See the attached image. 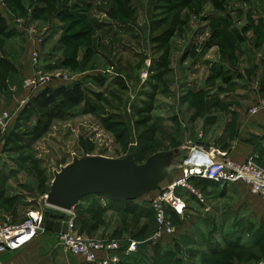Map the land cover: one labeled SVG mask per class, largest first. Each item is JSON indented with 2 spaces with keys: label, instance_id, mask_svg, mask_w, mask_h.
Here are the masks:
<instances>
[{
  "label": "rangeland",
  "instance_id": "rangeland-1",
  "mask_svg": "<svg viewBox=\"0 0 264 264\" xmlns=\"http://www.w3.org/2000/svg\"><path fill=\"white\" fill-rule=\"evenodd\" d=\"M221 1L0 0V12L10 27L9 33L0 35V91L6 95L5 101L10 102L11 96L16 95L17 108L20 106L21 110L38 91L28 90L24 82L39 70L50 77L61 73L81 81L86 102H91L88 110H84L86 102L66 105L63 112H55L64 113V117L56 118H42L33 111L19 115L20 110L4 109L13 114L10 127L14 131L9 140L0 142V222H22L33 210L74 221L78 217L84 222L75 223V234L116 241L121 247L117 256L127 264H259L264 260V228L257 238H252L254 245L234 243L225 253L214 254L208 250L209 240L188 236L186 222H174L168 215L170 230L161 229L151 216L109 211L96 215L80 208L65 213L47 207L45 200L55 173L74 158L122 159L134 154L141 164L154 152L177 154L174 149L182 148L189 134L194 133L192 138L196 140L201 137L196 123L210 112L194 111L191 104L203 96L187 95L184 89L222 84L223 77H214L212 71L223 62L220 49L207 46L213 28L229 22L228 30L238 28L244 36L239 48L242 54L237 52L241 60L227 64L242 70L244 89L258 92L262 84L264 88V72L255 75L250 54L264 49V37L255 45L258 34L264 35V0H230L224 3L227 8L219 7ZM229 14L232 17L226 19ZM258 18L263 22L258 23ZM20 19L35 27L36 33L45 31L43 44L37 47V67L32 62L35 47L18 26ZM101 22L105 26H97ZM252 23L256 27L244 34V27ZM5 62L12 64L14 70L8 69ZM217 92L221 95L223 89ZM254 110L257 112L256 108L249 112L255 114ZM189 126L190 132H186ZM161 187L166 184L163 182ZM99 196L110 201L104 195H89L81 203L96 200V206H102L105 200ZM150 198L145 197L147 201ZM7 200L9 203H5ZM158 232L167 241L166 247L175 245L179 250L178 256L174 255L181 263H175L167 252L168 257L155 262L153 245L148 242ZM40 241L38 257L29 260L30 264H46V235ZM131 242L142 247L143 253L125 257L124 247ZM53 260L56 264H87L82 257H72L61 247L55 250Z\"/></svg>",
  "mask_w": 264,
  "mask_h": 264
},
{
  "label": "crops",
  "instance_id": "crops-1",
  "mask_svg": "<svg viewBox=\"0 0 264 264\" xmlns=\"http://www.w3.org/2000/svg\"><path fill=\"white\" fill-rule=\"evenodd\" d=\"M263 51L262 48L260 52L253 51L250 53L254 71H256L255 75L264 72ZM239 55H236L237 61L241 60ZM224 72L229 73L225 76L230 78L229 82L223 78L222 84L208 87L206 88L207 91L205 87L203 89L200 86H197L196 89L186 86L187 89H184L185 92H198L200 90L209 92L210 90L212 92L208 94L210 96L218 95L220 101L209 114H205L203 121L199 120L196 123V132H201L199 139L202 140V143L199 142V139L192 138L194 133L191 132L193 134L186 136V142L183 143L182 148H179L180 151L177 154L171 152L174 160L170 163V172L164 181L166 186L172 184L181 175L183 168L193 167L188 165L187 161L192 152L198 150L197 147H202L203 150L199 151L210 158H218V153H227L229 157L238 162L254 158L258 164L264 167V101H262L264 92L244 89L241 81L245 75L236 66L233 67L225 63ZM222 89L223 92L219 95L217 91ZM5 97L6 95L0 91V110L8 109L7 107L13 111L20 110V106L17 108L19 98L16 95L11 96L10 102L9 100L6 102ZM251 108H256L257 112L255 114L250 113ZM189 112L192 110L189 109ZM190 129V126L187 127L186 132H190ZM184 155L185 157H183ZM194 155L192 163L201 164L203 156L199 152ZM199 155L202 156V159L199 158ZM192 186L196 193L186 189L177 191V195L186 203V211L183 215L178 216V222H186L188 236L207 239L212 244L219 246H225L228 242L249 246L256 243L252 241V238H257L264 228V201L254 195L247 185L206 181L199 187H195L194 184ZM145 197H151L148 200L151 201L153 195H146L136 200V203L142 206L148 205ZM98 198L105 200L101 196ZM81 200L77 205L81 209L96 206V200H86L82 203ZM101 205L99 207L103 212L118 213L125 209V204L121 202L105 200ZM45 235L46 264H56L53 260V254L55 250H59L60 247L63 249V247L59 244V235L54 232H46L38 236L30 244L16 252L0 253V264H30L29 260H35L38 257L39 246L41 245L40 238ZM64 252L74 257L65 250Z\"/></svg>",
  "mask_w": 264,
  "mask_h": 264
},
{
  "label": "built area",
  "instance_id": "built-area-1",
  "mask_svg": "<svg viewBox=\"0 0 264 264\" xmlns=\"http://www.w3.org/2000/svg\"><path fill=\"white\" fill-rule=\"evenodd\" d=\"M18 26L26 32L27 38L33 42L35 49L32 53V62L34 67H37L40 60V52L37 47L43 44L45 31L36 33V28L31 27L22 19L18 20ZM47 32L48 30L46 29ZM72 81L75 80L61 73L50 77L37 70L33 76L25 80L24 85L28 90H40L54 82L70 83ZM253 112H256V110ZM12 121L13 114L10 111L1 109L0 142L10 128ZM197 148L198 150H203L202 147ZM217 155H219L218 158H211V162L203 164L196 173H194L192 168H183L181 175L172 184L156 190L150 203L157 222L162 226L161 229L170 230L172 227V224L167 222L168 210L179 216L184 214L185 203L177 195V191L186 189L196 193L190 183L192 178H200L221 184H244L250 188L254 195L264 201V169L257 165L254 158L238 162L229 157L227 153H218ZM46 199L47 195L45 196ZM46 206L49 207L47 204ZM45 221L44 210H33L29 211L20 223L0 222V253L21 250L38 236L48 232L45 229ZM62 221L68 223V230L65 234L58 233L59 243L66 252L82 257L88 264H117L122 262L120 256H117V252L120 251L121 247L116 241L84 238L75 234L76 225L73 219ZM152 241L165 240L161 232H158ZM137 249V243L131 242L126 249V256L135 253ZM102 256H111L113 258ZM259 264H264V260L260 261Z\"/></svg>",
  "mask_w": 264,
  "mask_h": 264
},
{
  "label": "trees",
  "instance_id": "trees-1",
  "mask_svg": "<svg viewBox=\"0 0 264 264\" xmlns=\"http://www.w3.org/2000/svg\"><path fill=\"white\" fill-rule=\"evenodd\" d=\"M221 2L222 3H220L221 5L219 7L227 8V5H225V4L227 2L230 3V0H222ZM236 13H238V12H236ZM72 14L81 15V17H83V14H77L76 12H72ZM230 17H232L231 14H229L226 17V19H229ZM82 20H85V19L82 18ZM77 21H79V20H77ZM257 21H258V23L263 22L262 18H260V19L258 18ZM259 25H262V24H259ZM97 26L103 27L105 25H103L101 22V23L97 24ZM229 26H230V22H229V24H225L224 27L221 26L219 28H213V30L211 32V38L207 44V46H209V47H211L213 45H216L219 47L220 56H221L223 62L216 65L217 67L215 66L212 69V71L215 73L214 77L219 79L222 76L226 82H229L230 78L225 77L228 75V72H224L225 63H227V62L233 63V61H236V55L238 54L237 52H240V54H242V51L239 48H240V44L244 40V38H243L244 36L237 30L238 28L234 27L230 31L228 29H230L231 26L230 27ZM254 27H256L254 23H252L251 26L244 27L243 33L244 34L248 33L249 31L254 29ZM9 32H10V27L7 24V21H6L5 17L3 16V14L0 12V35H5ZM222 37H223V39H221ZM262 37H264L263 34H258V44H255L256 46L261 43ZM4 65L8 69H10L11 71L14 70V67L9 62H5ZM214 77H212V78L214 79V81H216V79ZM97 80H99V79H97ZM262 80L264 82V79H262ZM2 82H3L2 78H0V85L3 84ZM100 82H101V84L103 83L102 81H100ZM260 89H261L260 92H264L263 84H262V87H260ZM206 94H207V92H205L203 90H200L198 92L189 91L187 93V95H191L193 97H196V96L202 97L203 96V98L198 100V102L191 104L194 111L199 112L201 109V111L205 114V113L211 112L213 107L215 105H218V103L220 101L218 96H215V95L210 96L209 94H207V95ZM209 100H211V101H209ZM85 102H86V91H85V88H84L81 81L76 80V81H72L70 83L54 82L51 85L46 86V87L38 90L37 94L32 96L31 99L25 104V106L19 111V115L24 114L26 111H28V112L33 111L34 113H37L42 118L46 117V115H50V117H54V118L64 117V113L56 114L55 113L56 110H57V112L58 111L63 112V108L66 105L79 106V105L84 104ZM86 103L84 105L85 106L84 110H88V108L90 107L89 105L91 104L90 101H88ZM175 120H176V117H175ZM45 129H46V126H45ZM13 131L14 130L11 126L7 130L6 134L3 136L1 141H3L5 138H6V140H9V138L13 135ZM180 147H178L177 149H174V151L176 152L178 150V152H179ZM155 153H157V152L152 153V155ZM136 161H137V159H136ZM137 162H139V161H137ZM206 181H209V180H203L200 178H192L190 180V182L192 184H194L195 187H199V185H203V183ZM160 187H161V184H160L159 188ZM155 192H153L151 194H153V196H154ZM150 202L151 201H148V205H146V206H142L140 204H137L136 200L135 201H124L121 203L125 204V209L123 210V212H125V213H132V214L139 216V217H150L151 216L154 219L155 214L151 208ZM5 203H9V201L7 200ZM79 208L80 207L77 206L75 209H79ZM80 210H83V209L80 208ZM84 210H88L89 213H93L96 215H100L101 213H103L102 209L98 206H92V207H89L88 209H84ZM45 215H46L45 216L46 220H48V219L65 220L66 219V216H62L59 214H53V216H51V215H48V213H45ZM167 215L170 216L174 220V222H176V221L178 222V220H179L178 216L179 215H177L176 213L172 212L171 210H168ZM78 221L84 222V220L77 217L75 220V223L77 224ZM136 238H137V236H136ZM166 242L167 241H158L155 243H153L152 241L148 242V243H151L153 245L155 262H157L158 260H162V258L168 257V255L166 254V252H167V253H171L170 256H171V258H173L175 260V263H178V262L181 263L180 260H178L177 258L175 259V255L178 256L179 250L176 249L175 245H170L171 248H173L175 246L174 250L173 249L171 250V248L166 247L165 246V245H167ZM209 243H211L210 240H209ZM232 244H234V243L228 242L225 246H219L218 244L215 245V244L211 243L210 245H208V250H209V252H212L214 254H223V253H225V250L227 248H230V245H232ZM124 248H127V246ZM142 251H143V248L139 247L138 250L134 254H137L139 256L140 254L143 253ZM134 254H129L125 257H132V255H134ZM122 263L125 264L126 262L122 261ZM164 264H166V262Z\"/></svg>",
  "mask_w": 264,
  "mask_h": 264
},
{
  "label": "water",
  "instance_id": "water-1",
  "mask_svg": "<svg viewBox=\"0 0 264 264\" xmlns=\"http://www.w3.org/2000/svg\"><path fill=\"white\" fill-rule=\"evenodd\" d=\"M172 153L157 152L138 164L134 154L122 159L102 156L74 158L55 173L46 204L54 209L72 212L79 201L89 195H104L113 202L135 201L155 192L170 172ZM48 232L67 233L68 223L45 221Z\"/></svg>",
  "mask_w": 264,
  "mask_h": 264
},
{
  "label": "bare ground",
  "instance_id": "bare-ground-1",
  "mask_svg": "<svg viewBox=\"0 0 264 264\" xmlns=\"http://www.w3.org/2000/svg\"><path fill=\"white\" fill-rule=\"evenodd\" d=\"M196 150H197V149H196ZM196 152H199V153L203 156V160H202V163H201V164H198V163L193 164V163H192L193 158H194V156H195L194 154H195ZM201 155H199V158H200V159H202V158H201V157H202ZM211 160H212V159H211L210 157L206 156L205 154H203L202 152H200L199 150H197V151H195V152L192 154V157H191V159H190V161H189L188 164H189L190 166H193L192 169L194 170V173H196V171L199 170L200 167H202L203 164H207V163L211 162ZM189 170H190V169H189Z\"/></svg>",
  "mask_w": 264,
  "mask_h": 264
}]
</instances>
